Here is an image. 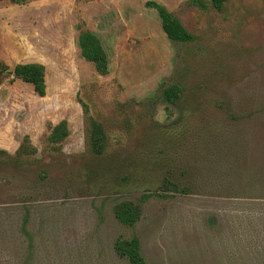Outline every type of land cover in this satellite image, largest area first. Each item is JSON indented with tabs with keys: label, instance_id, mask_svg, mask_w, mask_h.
Here are the masks:
<instances>
[{
	"label": "rangeland",
	"instance_id": "1",
	"mask_svg": "<svg viewBox=\"0 0 264 264\" xmlns=\"http://www.w3.org/2000/svg\"><path fill=\"white\" fill-rule=\"evenodd\" d=\"M145 1L0 0V62H39L45 83L38 96L0 82V264H128L113 242L131 236L146 264H264V0H153L189 42L167 39ZM77 24L107 73L79 55ZM23 135L35 151L16 156ZM142 195L137 221L119 223L113 205Z\"/></svg>",
	"mask_w": 264,
	"mask_h": 264
},
{
	"label": "trees",
	"instance_id": "2",
	"mask_svg": "<svg viewBox=\"0 0 264 264\" xmlns=\"http://www.w3.org/2000/svg\"><path fill=\"white\" fill-rule=\"evenodd\" d=\"M12 3L21 4L27 0H8ZM193 4L204 8L210 4L214 9H220L224 0H190ZM145 6L152 8L158 19L162 32L166 38L174 42H189L193 36L186 31L180 22L166 10V8L153 0H146ZM77 29L76 44L79 55L86 61L90 62L95 71L99 74H105L108 71L107 55L98 36L80 24L75 26ZM5 75H9L10 81L18 79L22 82L29 83L32 90L38 95L44 94V67L39 62H21L15 63L12 67H7L0 62V82ZM179 87L176 84H170L162 88L161 96L165 102L171 103L177 97ZM84 113H87V107L80 103ZM68 130L66 121L59 120L50 128L46 140L52 145L59 146L62 140L67 136ZM86 141L90 152L100 154L103 151L105 134L99 122L89 118L88 129L85 133ZM35 151L34 146L29 142L27 135H23L20 143L14 151L16 156L31 154ZM162 187L170 190H179L174 183L165 178ZM181 190H185L181 188ZM148 195H142L137 201L121 200L113 205L112 211L116 220L122 225L132 226L140 214V201ZM115 253L124 257L128 264H146L139 252L138 239L135 236L130 238H116L113 242Z\"/></svg>",
	"mask_w": 264,
	"mask_h": 264
}]
</instances>
